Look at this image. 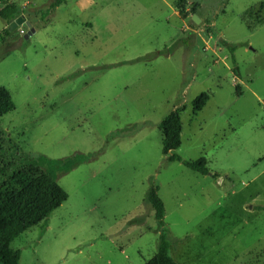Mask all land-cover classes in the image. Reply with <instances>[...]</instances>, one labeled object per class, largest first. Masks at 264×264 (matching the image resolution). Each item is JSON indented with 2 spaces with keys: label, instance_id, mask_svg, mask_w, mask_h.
<instances>
[{
  "label": "rangeland",
  "instance_id": "1",
  "mask_svg": "<svg viewBox=\"0 0 264 264\" xmlns=\"http://www.w3.org/2000/svg\"><path fill=\"white\" fill-rule=\"evenodd\" d=\"M4 1L35 32L0 16V87L15 102L0 143L82 158L44 166L69 197L12 242L19 264H144L162 234L179 264H264V23L243 19L264 0ZM176 108L174 152L205 157L207 175L162 151L160 123Z\"/></svg>",
  "mask_w": 264,
  "mask_h": 264
},
{
  "label": "trees",
  "instance_id": "2",
  "mask_svg": "<svg viewBox=\"0 0 264 264\" xmlns=\"http://www.w3.org/2000/svg\"><path fill=\"white\" fill-rule=\"evenodd\" d=\"M65 0H54L50 9H55ZM0 8V16L9 24L23 13L20 5L15 2L7 3ZM243 19L250 29L264 23V1L250 7ZM5 28L0 33V40L8 35ZM228 43H226L227 45ZM235 46H231L233 51ZM209 94L201 93L193 101L195 111H200L207 101ZM15 109V102L10 91L0 87V118ZM172 110L160 123L163 133L162 151L169 161H180L185 166L207 175V159L200 157L195 161H186L176 151L181 146L182 119L181 111ZM0 264H19L20 251L11 247L12 242L22 233L46 220L53 211L60 207L69 197L67 191L58 183L51 170L44 166L52 164L67 165L65 170L75 167L80 161L79 155L71 159L52 160L41 154H28L19 147L4 148L0 143ZM213 176H216L215 174ZM158 187L152 186L147 195V202L155 211L161 226L164 225L165 204L158 193ZM168 236H160L157 252L144 264H179L169 253Z\"/></svg>",
  "mask_w": 264,
  "mask_h": 264
},
{
  "label": "water",
  "instance_id": "3",
  "mask_svg": "<svg viewBox=\"0 0 264 264\" xmlns=\"http://www.w3.org/2000/svg\"><path fill=\"white\" fill-rule=\"evenodd\" d=\"M193 20L198 23L199 22V18L197 17V15L193 16ZM20 25L23 26H27L29 28V31L27 32V34L25 35L26 38H29L34 32H35V28L31 26V23L29 21H27V19L25 18V16L23 14H20L19 16H17L10 25L11 29H14Z\"/></svg>",
  "mask_w": 264,
  "mask_h": 264
},
{
  "label": "built area",
  "instance_id": "4",
  "mask_svg": "<svg viewBox=\"0 0 264 264\" xmlns=\"http://www.w3.org/2000/svg\"><path fill=\"white\" fill-rule=\"evenodd\" d=\"M20 32H21L22 34H24V33H25L24 28H21V29H20Z\"/></svg>",
  "mask_w": 264,
  "mask_h": 264
},
{
  "label": "crops",
  "instance_id": "5",
  "mask_svg": "<svg viewBox=\"0 0 264 264\" xmlns=\"http://www.w3.org/2000/svg\"><path fill=\"white\" fill-rule=\"evenodd\" d=\"M64 3H65V1H64ZM62 4H63V3H62ZM62 4H61V5H62Z\"/></svg>",
  "mask_w": 264,
  "mask_h": 264
}]
</instances>
